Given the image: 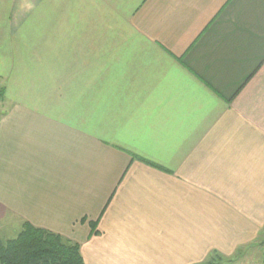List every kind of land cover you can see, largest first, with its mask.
Here are the masks:
<instances>
[{
	"label": "crops",
	"instance_id": "1",
	"mask_svg": "<svg viewBox=\"0 0 264 264\" xmlns=\"http://www.w3.org/2000/svg\"><path fill=\"white\" fill-rule=\"evenodd\" d=\"M23 223L84 264L263 248L264 0H0V239Z\"/></svg>",
	"mask_w": 264,
	"mask_h": 264
},
{
	"label": "trees",
	"instance_id": "2",
	"mask_svg": "<svg viewBox=\"0 0 264 264\" xmlns=\"http://www.w3.org/2000/svg\"><path fill=\"white\" fill-rule=\"evenodd\" d=\"M0 264H84V261L76 243L23 223L14 238L0 239Z\"/></svg>",
	"mask_w": 264,
	"mask_h": 264
},
{
	"label": "rangeland",
	"instance_id": "3",
	"mask_svg": "<svg viewBox=\"0 0 264 264\" xmlns=\"http://www.w3.org/2000/svg\"><path fill=\"white\" fill-rule=\"evenodd\" d=\"M15 235H11V237L8 238H13ZM264 243V241H263ZM258 246V245H256ZM260 246V245H259ZM264 254V247L263 248H255V246L249 247V248H244L238 251V254L234 257H232L233 263H230L231 260L228 261H223L220 264H259V261L261 260L262 255ZM215 260L209 261V263H214ZM207 264V263H205ZM218 264V263H217Z\"/></svg>",
	"mask_w": 264,
	"mask_h": 264
}]
</instances>
